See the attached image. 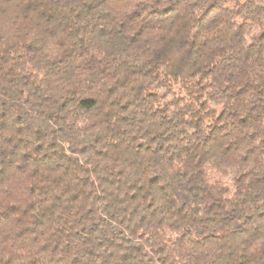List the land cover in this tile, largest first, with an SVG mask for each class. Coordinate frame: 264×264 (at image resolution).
I'll return each instance as SVG.
<instances>
[{
	"label": "clouds",
	"instance_id": "1",
	"mask_svg": "<svg viewBox=\"0 0 264 264\" xmlns=\"http://www.w3.org/2000/svg\"><path fill=\"white\" fill-rule=\"evenodd\" d=\"M0 264H264V0H0Z\"/></svg>",
	"mask_w": 264,
	"mask_h": 264
}]
</instances>
